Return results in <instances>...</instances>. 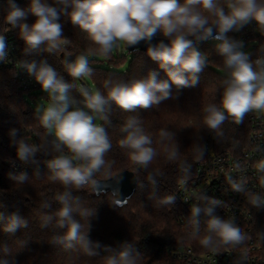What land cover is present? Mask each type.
I'll return each instance as SVG.
<instances>
[{"label": "trees", "instance_id": "1", "mask_svg": "<svg viewBox=\"0 0 264 264\" xmlns=\"http://www.w3.org/2000/svg\"><path fill=\"white\" fill-rule=\"evenodd\" d=\"M15 2L27 9L31 0ZM42 2L52 4L54 0ZM6 9V0H0V34L7 31L9 38L16 42L22 55L30 62H47L59 76L73 85L69 93L71 109L81 108V86L92 88L86 77L74 80L70 76L61 57L63 53L89 55V66L93 72L88 77L96 90L104 94H107L103 87L106 79L130 82L145 78L153 70L160 79H167L158 63L140 49L128 52L124 45L122 51L118 49L109 56L101 55L86 34L63 15L60 20L63 35L70 43L53 53L44 50L29 52L19 29L11 28L5 22ZM34 19L29 15L27 22L32 23ZM218 43L209 39L194 44L207 60V66L199 74V82L194 87L177 89L173 85L170 98L135 112H125L111 105L108 119L100 118L111 143V148L104 155L105 165L80 189L66 188L50 178L52 173L48 161L61 153L53 146L54 137L42 127L38 108L34 105L41 98L49 101L48 94L37 82L36 88L25 90L13 69L0 71V264H106L109 256H118L124 250L136 257L137 264H192L173 257L167 247L177 244L198 251L216 247L219 238L208 232L209 217L204 214L198 230L193 231L190 225L192 213L179 199L177 191L181 182L196 174L198 162L207 158V142L219 153H237L250 144L252 126L249 112L240 123L227 116L218 130L210 129L205 123L204 108L210 104L220 106L223 82L228 75L223 57L218 52ZM247 46L243 44L241 50ZM257 49L258 45L254 44L248 53L254 66ZM90 50L95 54H90ZM126 61L128 66L120 69V64ZM130 117L138 120L139 127L151 138V146L156 151L147 167L136 164L130 150L120 146L126 135L122 127ZM12 130H16L15 137L10 135ZM19 141L38 148L34 158L27 162L18 158ZM173 149L178 150L174 160L169 159ZM12 161L24 163L26 168L13 171L10 168ZM123 170L133 171L138 184L128 203L119 207L111 192L96 195L93 185L97 180L107 179ZM21 172L27 173L26 182L18 183L11 178ZM66 192L70 193L73 218L81 225V235L92 242L95 255L86 254L82 242H59L66 228L57 225L56 213L62 207L57 197ZM167 196H173L174 203H162ZM13 214L25 223L15 232L5 231ZM214 214L220 217L217 209ZM45 216L52 217L46 226L43 223ZM206 235L213 237L209 247L200 243ZM97 243L100 247H95Z\"/></svg>", "mask_w": 264, "mask_h": 264}, {"label": "clouds", "instance_id": "2", "mask_svg": "<svg viewBox=\"0 0 264 264\" xmlns=\"http://www.w3.org/2000/svg\"><path fill=\"white\" fill-rule=\"evenodd\" d=\"M6 5L5 22L11 28L19 29L29 52L44 50L53 53L70 43L63 35L60 22L63 15L86 34L103 56H109L121 42L128 47L146 42L147 56L157 62L167 76V79H160L153 70L145 78L130 82L106 79L103 87L107 94L81 86L80 92L88 109L85 111L71 109L69 93L73 85L59 76L47 62L37 64L31 61L20 65L48 94L50 102L37 111L42 127L54 137L55 150L61 153L48 161L52 173L50 178L66 188H82L105 165L104 155L111 148V143L106 129L95 122L97 116L107 120V112L113 104L125 112L148 109L170 98L173 85L181 89L194 87L199 82V74L207 66V60L194 46V39L219 41L218 52L228 74L223 82L220 106L210 104L204 108L207 126L218 130L227 116L240 123L250 111L264 112V58H258L254 66L249 55L241 50L243 42L228 36V33L252 21L264 30V0H224V4L221 0H54L52 4L31 0L27 9L21 8L15 0H6ZM29 15L35 18L32 23L27 22ZM157 34L163 39L152 44ZM7 47L6 36L0 34V62L7 57ZM90 54L95 53L90 50ZM64 63L74 80L92 75L89 55L80 54ZM122 131L126 135L120 146L130 150L136 164L147 167L156 156L151 138L143 133L135 117L126 121ZM16 134V130L10 133L13 137ZM37 151L36 146L17 142V156L22 161L34 158ZM177 155L178 150L173 149L169 159L174 160ZM258 170L264 172V162L258 165ZM11 178L24 183L28 176L21 172ZM232 187L237 192L243 190L242 185L235 181H232ZM69 197L67 192L57 197L62 205L56 213L57 225L66 228L59 242H82L86 254L95 255L92 242L81 235V225L73 218L74 209ZM204 199L209 200L207 196ZM174 200L173 196H167L162 203L172 204ZM251 203L259 207L264 200L256 196ZM219 204V200L211 199L210 206L205 209L199 206L192 208L197 230L203 211L209 217V233H214L226 245L240 244L245 239L240 228L232 220H224L214 214ZM51 219V216H45L44 225ZM24 223L13 214L5 231L15 232ZM200 243L209 247L213 237L206 235ZM95 247L100 245L97 243ZM106 264H137V259L124 250L118 256H109Z\"/></svg>", "mask_w": 264, "mask_h": 264}, {"label": "built area", "instance_id": "3", "mask_svg": "<svg viewBox=\"0 0 264 264\" xmlns=\"http://www.w3.org/2000/svg\"><path fill=\"white\" fill-rule=\"evenodd\" d=\"M2 34L6 36L8 47L6 59L0 62V71L13 69L25 90L36 88L34 77L20 66L30 60L22 55L7 31ZM228 36L249 46L257 44L255 61L264 58V30L255 21L228 33ZM249 119L252 126L249 146L237 153H219L207 142V158L198 162L196 174L181 182L177 191L179 199L191 213L194 206L205 209L210 206L211 199L219 200L215 209L220 218L232 220L245 239L236 245H226L218 239L216 247L200 251L190 246L171 245L167 251L173 257L192 264H264V204L257 207L251 203L256 196L264 200V172L258 170V165L264 162V112L250 111ZM10 168L24 170L26 165L12 161ZM232 181L241 184L243 190L235 191ZM205 196L209 200H205ZM203 219L202 211L199 223ZM190 225L196 231L194 220Z\"/></svg>", "mask_w": 264, "mask_h": 264}, {"label": "water", "instance_id": "4", "mask_svg": "<svg viewBox=\"0 0 264 264\" xmlns=\"http://www.w3.org/2000/svg\"><path fill=\"white\" fill-rule=\"evenodd\" d=\"M163 39V37L156 36L151 43L155 44L159 40ZM194 39V38H193ZM204 41H197L194 39V44L196 43H202ZM165 43L167 41L165 40ZM125 48L128 52H133L137 49H140L142 51L146 52V49L148 47V44L146 42L141 41L138 45L135 46H127L126 44ZM80 55L79 52L73 53V54H65L63 53L61 57L64 60L72 61L76 58V56ZM138 184V178L136 174L131 170H123L121 172H118L111 177L107 179H100L97 180L93 185V190L96 195H100L102 193L111 192L114 196L115 202L117 204V201L120 203L117 204L119 207H122L128 203V200L133 196V194L136 192Z\"/></svg>", "mask_w": 264, "mask_h": 264}, {"label": "rangeland", "instance_id": "5", "mask_svg": "<svg viewBox=\"0 0 264 264\" xmlns=\"http://www.w3.org/2000/svg\"><path fill=\"white\" fill-rule=\"evenodd\" d=\"M254 45V44H253ZM124 47V43L123 42H121L120 44H119V46L118 47H115L114 49H113V51H117L118 49H119V51L121 50L122 51V48ZM250 49H251V46H247L245 49H243V51L244 52H246L247 54L250 52ZM125 53H127V51H125ZM128 66V61H126L125 63H122V64H120V66H119V68L120 69H125L126 67ZM87 78V81H88V83H89V86L92 88V91L93 92H95L96 91V87H95V85H94V83L92 82V80L89 78V77H86ZM70 96V95H69ZM32 102V101H31ZM33 103V102H32ZM48 103H49V101L48 100H46V99H44V98H41V100L39 101V103H37V104H34L35 105V107L36 108H40V109H43L44 107H46L47 105H48ZM80 107L83 109V110H85V111H88V109L85 107V103H84V100L82 99L81 100V103H80ZM91 114V113H90ZM100 117L99 116H97L96 117V123H98V124H100Z\"/></svg>", "mask_w": 264, "mask_h": 264}]
</instances>
